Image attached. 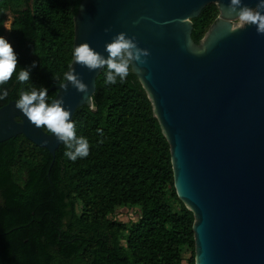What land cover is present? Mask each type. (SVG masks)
Segmentation results:
<instances>
[{
  "label": "trees",
  "instance_id": "1",
  "mask_svg": "<svg viewBox=\"0 0 264 264\" xmlns=\"http://www.w3.org/2000/svg\"><path fill=\"white\" fill-rule=\"evenodd\" d=\"M83 1L0 0V35L18 54L17 68L37 63L27 84L14 74L4 85L9 98L0 109L30 85L65 83ZM219 16L211 5L193 21L197 45ZM105 71L93 106L74 117L77 136L90 144L87 158L72 162L63 146L54 160L23 136L0 145V264H196L195 216L178 198L153 103L133 69L115 85L104 84ZM124 206L141 210L137 225L111 220Z\"/></svg>",
  "mask_w": 264,
  "mask_h": 264
},
{
  "label": "water",
  "instance_id": "2",
  "mask_svg": "<svg viewBox=\"0 0 264 264\" xmlns=\"http://www.w3.org/2000/svg\"><path fill=\"white\" fill-rule=\"evenodd\" d=\"M257 2L242 0L251 8ZM229 3L84 0L74 47L87 42L107 58L105 44L124 32L149 51L132 69L169 142L178 198L195 216L196 264H264V35L230 16ZM211 5L220 16L197 45L193 21ZM72 70L88 91L63 83L48 94L63 98L74 121L93 106L104 69L73 63ZM20 136L54 160L64 146L30 125L12 101L0 109V145Z\"/></svg>",
  "mask_w": 264,
  "mask_h": 264
},
{
  "label": "clouds",
  "instance_id": "3",
  "mask_svg": "<svg viewBox=\"0 0 264 264\" xmlns=\"http://www.w3.org/2000/svg\"><path fill=\"white\" fill-rule=\"evenodd\" d=\"M228 10L230 16L235 15L240 25H253L258 34L264 35V0H258L255 8L242 4V0H230ZM104 50L107 58L85 42L72 49V60L74 64L86 67L89 71L106 69L105 85H115L118 81L123 83L129 76L133 62L143 65L146 63L145 58L150 55L147 49L138 47L135 37H130L124 32L113 36L111 41L105 44ZM17 66L18 54L8 39L0 35V102L9 98V90L4 85L13 79L14 74L15 82L25 85L30 81L32 70L37 68V63L33 61L31 65L19 69ZM63 80L66 81L62 85L65 90L70 83L78 92L88 91L87 85L74 70L66 72ZM48 92L45 86L32 85L20 90L15 100V109L34 128L45 130L58 143L63 144L67 149L64 156L68 160L75 162L77 159L87 158L90 144L86 137L77 136L71 109L66 107L61 97L50 99ZM98 133L102 135L100 130Z\"/></svg>",
  "mask_w": 264,
  "mask_h": 264
},
{
  "label": "rangeland",
  "instance_id": "4",
  "mask_svg": "<svg viewBox=\"0 0 264 264\" xmlns=\"http://www.w3.org/2000/svg\"><path fill=\"white\" fill-rule=\"evenodd\" d=\"M12 23H13V17L11 15H8L5 25L7 32L11 30ZM5 37L8 39V36ZM173 208L176 212L180 211L179 206L176 204L173 205ZM140 218H141V210H139V208H132L129 206L117 208L114 215L111 216V220H115L120 224H124L127 228L137 225ZM183 258L186 261L190 260L192 258V252L187 251L184 254Z\"/></svg>",
  "mask_w": 264,
  "mask_h": 264
}]
</instances>
